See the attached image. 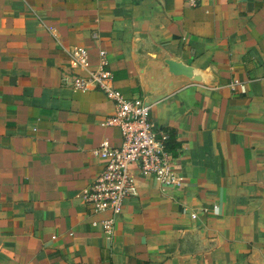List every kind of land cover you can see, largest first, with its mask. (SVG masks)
Returning <instances> with one entry per match:
<instances>
[{"label": "crops", "instance_id": "1", "mask_svg": "<svg viewBox=\"0 0 264 264\" xmlns=\"http://www.w3.org/2000/svg\"><path fill=\"white\" fill-rule=\"evenodd\" d=\"M77 47L106 52L126 98L150 60L213 76L150 107L184 180L162 193L134 172L110 240L81 194L121 136L111 100L70 87ZM0 264H264V0H0Z\"/></svg>", "mask_w": 264, "mask_h": 264}, {"label": "built area", "instance_id": "2", "mask_svg": "<svg viewBox=\"0 0 264 264\" xmlns=\"http://www.w3.org/2000/svg\"><path fill=\"white\" fill-rule=\"evenodd\" d=\"M202 0H187L197 7ZM73 73L70 87L74 92L97 90L113 103V114L104 124L116 127L121 136L119 146L103 141L94 150L103 167L81 194V200L90 216L107 215L100 222L108 240L113 235L116 217L122 212L124 202L138 195L135 173L151 178L162 193L181 188L184 176L177 171L176 161L165 150L167 135L155 129L150 117V107L142 99L126 98L115 87L112 72L108 69L106 52H98V63L93 66L88 51L77 47L68 52ZM237 83V82H234ZM216 209V205L212 207ZM202 213L208 212L204 207ZM195 219L197 213H191ZM93 227L99 225L92 222Z\"/></svg>", "mask_w": 264, "mask_h": 264}, {"label": "water", "instance_id": "3", "mask_svg": "<svg viewBox=\"0 0 264 264\" xmlns=\"http://www.w3.org/2000/svg\"><path fill=\"white\" fill-rule=\"evenodd\" d=\"M145 91L143 103L151 107L183 86L198 84L214 86L213 76L207 71L194 68L179 59L150 60L138 70Z\"/></svg>", "mask_w": 264, "mask_h": 264}, {"label": "trees", "instance_id": "4", "mask_svg": "<svg viewBox=\"0 0 264 264\" xmlns=\"http://www.w3.org/2000/svg\"><path fill=\"white\" fill-rule=\"evenodd\" d=\"M166 133L167 139L164 142V148L168 151L173 157L176 156V149L178 148V144L176 142L174 131L171 129L162 130Z\"/></svg>", "mask_w": 264, "mask_h": 264}]
</instances>
